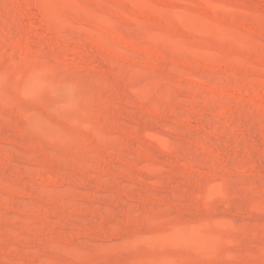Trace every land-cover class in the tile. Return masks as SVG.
I'll list each match as a JSON object with an SVG mask.
<instances>
[{
  "label": "rangeland",
  "instance_id": "obj_1",
  "mask_svg": "<svg viewBox=\"0 0 264 264\" xmlns=\"http://www.w3.org/2000/svg\"><path fill=\"white\" fill-rule=\"evenodd\" d=\"M0 264H264V0H0Z\"/></svg>",
  "mask_w": 264,
  "mask_h": 264
},
{
  "label": "bare ground",
  "instance_id": "obj_2",
  "mask_svg": "<svg viewBox=\"0 0 264 264\" xmlns=\"http://www.w3.org/2000/svg\"><path fill=\"white\" fill-rule=\"evenodd\" d=\"M74 51H75V49H74Z\"/></svg>",
  "mask_w": 264,
  "mask_h": 264
}]
</instances>
